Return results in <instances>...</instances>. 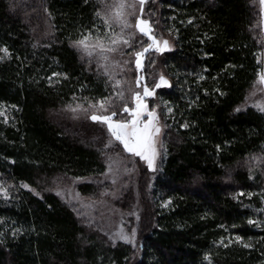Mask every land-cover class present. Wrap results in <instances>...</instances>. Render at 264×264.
Masks as SVG:
<instances>
[{
  "label": "trees",
  "instance_id": "16d2710c",
  "mask_svg": "<svg viewBox=\"0 0 264 264\" xmlns=\"http://www.w3.org/2000/svg\"><path fill=\"white\" fill-rule=\"evenodd\" d=\"M103 1L0 0V49L8 50L0 59V264H264V112L242 107L261 68L253 0L150 2L151 24L171 30L175 48L160 58L171 85L150 101L167 105L159 110L165 152L141 178L140 218L131 192L125 209L139 247L89 229L53 192L55 176L107 169L108 131L84 121V135H73L51 113L113 93L73 47L103 29ZM146 59L142 74L154 61ZM78 189L93 195L100 186Z\"/></svg>",
  "mask_w": 264,
  "mask_h": 264
},
{
  "label": "rangeland",
  "instance_id": "374dc122",
  "mask_svg": "<svg viewBox=\"0 0 264 264\" xmlns=\"http://www.w3.org/2000/svg\"><path fill=\"white\" fill-rule=\"evenodd\" d=\"M253 1L261 13L259 36L260 43L262 44V50L259 55V62L261 65L259 73H264V6L259 3V0ZM121 2L125 5H135L133 8L125 7L123 9V15L127 19L128 27H123V25L114 22H110V24L106 25L104 20L113 16L117 11H119V9L110 8L108 5ZM150 2L154 5H157L158 0H145L144 5L142 6L143 13L141 14V5L139 4L138 0L103 1L100 12V16L104 23L103 29L97 32L89 33L88 35L86 34L85 36H88L87 43L90 46L96 45L99 42L102 43L105 48L115 47L116 51H106L104 55L107 56V60H103L96 55V53L100 51L99 48L90 49L93 51L92 56H88L82 50L76 49L81 54L82 58L87 61L90 60L91 62H94L103 70L104 73L105 66L108 68L109 72L114 75L113 79H109L112 83V87L117 80L120 81V84L118 87H113V93L107 98L87 101L77 100L51 113L54 117L71 128L69 129V133L77 136H83L85 132L82 130V124L84 121H92L89 118L92 114L111 115L112 111H118L121 114L112 117L113 123L116 121H123L125 119L130 121L132 119L130 112L132 109H135L137 104L135 93L139 92L141 98L140 102L146 106L145 114L141 116V120H146L147 113L155 110V114L158 117V120L155 121V124L157 127L161 128L160 134L154 138L155 148L157 151L155 168L157 170L159 166V160L165 152L163 137L166 129L160 117L159 110L162 107V109L167 111V105L165 102H158V100H155V102H153L154 107H151L150 101L152 98L156 97L155 92L158 89H166L171 85L170 80L163 69L160 58L166 52L172 51L175 48V37L173 36L171 30L166 27H162L157 21V26L155 24H151L150 18L156 16V9L151 8L150 10ZM138 17L150 22L152 28L151 35L155 37L156 41L160 43L161 47H165L163 45V41H168L164 51L160 52L155 48H151L148 52L144 53V55L141 57L140 69H137L136 67L135 53L137 51H143V49L148 47L149 44H152L153 41L149 40L147 36L140 33L135 27ZM153 26H156V28ZM117 35H120L123 37V39L128 40V44H124L121 41L117 45H112L111 40L115 39ZM2 53L4 52H0V59L2 57ZM151 57H154V61L151 65L149 73L142 74L144 71L142 69L144 66V60ZM161 75H163L168 81V86L155 88L154 85L155 83L159 82V77ZM145 86H147L149 90L153 92V95L144 96L143 93ZM119 92L123 93V99L116 95V93ZM102 100L105 101V107L108 109L107 111L100 109L98 106V102ZM78 104L82 105L83 109H87V112L80 109H78L76 112H72L70 110V108H74ZM125 104H127L129 107V113L123 112V107ZM90 105L94 107H90ZM242 107H254L259 110L264 108V84L260 83L258 78L255 82V85L248 93V96L246 97ZM0 113L5 115V109L0 110ZM96 123H99L108 131L107 124L102 122ZM94 132L97 133L96 130ZM108 133L110 141L108 144V154L106 159L107 169L104 174L97 178H68L64 176H55L50 181H48V183L50 184L53 192L75 210L80 221L89 229L96 230L101 234L106 235L108 239L113 234L122 230L123 233L126 234L132 241L129 244H131L134 248H137L141 243L140 235L135 232V237L134 239L132 238V230L135 228H129L131 222L129 221V218L131 216V211L134 209L136 210L134 216L137 217L134 219L138 220L140 218L139 215L141 214L139 213H142L143 201L141 198L142 195L138 189L140 188L139 186L141 184V178L143 179L142 176H144L143 173L145 170L150 172L151 170L147 168L146 161L132 153L127 152L123 148V145L120 144L119 141H116L109 131ZM115 147L116 149H114ZM155 171L152 172L154 173ZM85 182H95L98 184L100 186L99 193L93 195L82 194L79 191L78 186ZM27 188L32 189L36 193L39 192L38 189L31 188L30 186ZM130 192L134 195V206L131 211L126 210V212L125 209H127L128 204H130V202H128L130 195L128 193ZM118 241L122 240L117 239L116 242Z\"/></svg>",
  "mask_w": 264,
  "mask_h": 264
},
{
  "label": "snow or ice",
  "instance_id": "6c2138e0",
  "mask_svg": "<svg viewBox=\"0 0 264 264\" xmlns=\"http://www.w3.org/2000/svg\"><path fill=\"white\" fill-rule=\"evenodd\" d=\"M139 4L141 5L140 12L143 13V5L145 3V0H138ZM259 3L264 6V0H259ZM134 4H128L125 5L124 3H115L112 5H108L110 8H116L119 9L113 16L106 18L104 20V23L106 25L110 24V22L119 23L123 25V27H128L127 19L123 15V9L125 7L133 8ZM97 15L99 16L100 13L98 12ZM191 21H189L190 23ZM135 27L138 29L140 33L147 36L149 40H152L153 43L149 44L148 47L144 48L143 51H137L135 53L136 56V67L137 69H140L141 67V57L144 55V53L148 52L149 49L155 48L157 51H164L165 47L168 44V41H163V45L165 47H161L160 43L156 41L155 37L151 35L152 28L150 25V22L147 20H144L142 18H137ZM88 36H84L80 40H76L73 42V47L77 48L78 50H82L84 53H86L88 56L93 55V51L90 49L93 48H99L100 51L96 53L97 56L100 57V59L107 60V56L104 55L106 51H116L115 47H108L105 48V46L102 43H97L96 45H89L87 43ZM123 42L124 44H128V40L123 39L122 36L117 35L115 39L111 40L112 45H117L120 42ZM0 52H4L5 54L8 53V50L6 48L0 49ZM105 75L108 76L109 79H113L114 75L109 72L108 68L105 66ZM56 75V74H54ZM258 80L260 83L264 84V73H258ZM120 84V81H115V84L113 87H118ZM155 88H160L161 86H168V81L165 79L163 75L159 77V82L155 83ZM144 96H151L153 95V92L149 90L147 86L144 87ZM117 96H119L121 99H123V93L119 92L116 93ZM135 99L137 101L135 109H132L131 112L129 110V107L127 104L123 107L124 113H129L132 116V119L129 121L127 119L123 121H116L113 123L112 117L120 115L118 111H112L111 115H96L92 114L89 118L94 122H102L104 124H107L108 131L111 133V135L115 138L116 141H119L120 144L123 145V148L129 152L134 154L135 156L140 157L142 160L147 162V168L151 171H155V159L157 155V151L155 148V136L159 135L161 132V128L157 127L155 124V121L158 120L157 115L155 114V110L152 112L147 113V119L141 120V116L145 114L146 106L140 102V93H135ZM98 106L100 109L107 111L108 109L105 107V101H99ZM90 107H94L90 105ZM78 109L83 110L87 112V109H83L82 105H76L74 108H70L72 112H76ZM261 111H264V108L260 109ZM172 109L169 108L168 112H171ZM236 111H240V109H236ZM0 115H3V113H0ZM188 124L182 125V127H188ZM217 149L219 150V145H217ZM21 187L27 188L28 185L22 184ZM0 194H3L5 197H7V190L4 189L2 186H0ZM167 203H171L169 200ZM248 223L250 225H256L259 226L260 222L256 220L249 219ZM132 238L135 237V229L132 230ZM109 239L112 241L113 244H115L116 240H122L126 243L132 242L129 237L123 233L121 230L120 232H117L109 237ZM243 238L240 236L236 237L237 242H242ZM223 243V241H221ZM231 243V241H229ZM227 247L228 245H224ZM243 247L250 248L252 245L248 243H244ZM206 260H209V257L205 256ZM209 264H211V261L209 260Z\"/></svg>",
  "mask_w": 264,
  "mask_h": 264
}]
</instances>
